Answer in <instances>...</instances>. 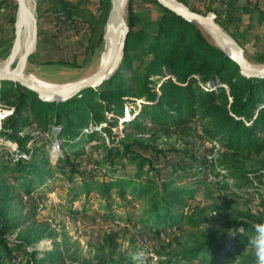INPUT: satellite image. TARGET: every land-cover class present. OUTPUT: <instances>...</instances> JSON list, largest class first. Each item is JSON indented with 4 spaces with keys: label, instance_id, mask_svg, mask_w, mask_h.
Here are the masks:
<instances>
[{
    "label": "trees",
    "instance_id": "trees-1",
    "mask_svg": "<svg viewBox=\"0 0 264 264\" xmlns=\"http://www.w3.org/2000/svg\"><path fill=\"white\" fill-rule=\"evenodd\" d=\"M55 1L65 17L73 19L69 0ZM148 1L160 8L155 17L139 16L128 0L119 64L99 85L81 88L65 100L46 101L18 82L0 79L9 87L0 94L9 106L0 125V264H131L130 256L116 251L114 233L95 245L91 258L80 260L65 253L64 230L36 219L37 195L49 185L57 187L54 169L67 181L65 198L71 207L83 195L80 210H85L95 196L104 217L117 210L127 221L156 232L177 228L180 247L151 264H217L226 258L257 264L249 238L256 234L255 225L264 223V214L213 206L217 214L209 216L208 205L187 201L200 184L211 180L206 170L214 183L228 175L235 188L264 189V76H243L237 63L207 41L194 22L157 0ZM98 2L103 8L109 0ZM258 61L264 63V52ZM119 118L124 126L117 131L113 127ZM192 123L200 124L210 142L218 141L220 167L213 158H190L158 169L143 152H159L150 138ZM137 132H150L148 142L135 136ZM52 140H59L61 147L53 158L44 148ZM82 155L93 163L89 171L79 167ZM223 189L217 193L223 200L235 193L225 185ZM32 194L36 196L29 202L24 200ZM209 221H219L222 228H209ZM240 228L244 233L232 235ZM45 237L53 246L35 248ZM15 252L21 254L19 259Z\"/></svg>",
    "mask_w": 264,
    "mask_h": 264
},
{
    "label": "rangeland",
    "instance_id": "rangeland-1",
    "mask_svg": "<svg viewBox=\"0 0 264 264\" xmlns=\"http://www.w3.org/2000/svg\"><path fill=\"white\" fill-rule=\"evenodd\" d=\"M176 1L191 10L210 14L217 24L220 22L221 28L230 35L233 33L236 36L235 38L231 35L238 43L240 42L243 56L250 65L264 64L258 61V55L264 52V0ZM127 2L128 0H125L122 6L125 19L128 13ZM131 2L134 12L139 16L155 17L159 13V6L152 1L131 0ZM28 6L34 21V45L30 49L29 56L26 57L23 75L35 76L53 85H64L89 75L98 67L101 54L105 49V19L110 3H105L103 9L101 7L103 11V20L100 25L101 40L97 41L96 48L90 51H87L86 47L84 48L82 45L67 43L68 35H75L82 27L76 26L71 21L64 23V20L60 22L57 19L56 11H59L58 7L60 6L58 2L55 0H28ZM16 9V0H0V65L10 55L15 37ZM192 22L207 41L222 49L213 32L205 24ZM221 23L225 25V28L221 26ZM58 59H62L64 62H58ZM16 63L17 57L11 61L9 71L15 68ZM219 84L226 87L222 80H219ZM3 87L9 88L8 84L0 83V94ZM8 110L9 106L6 100L0 99V125ZM123 126L124 124L119 118L117 126H114L113 129L120 131ZM149 133L137 132L134 135L141 136L144 142H148L146 137L149 136ZM154 136V138H150L149 142L159 152L153 153L151 150L143 152L151 157L156 167L161 171L168 169L173 162H187L190 158H194L196 162L202 159L210 161L213 158L215 165L220 167L216 159L219 154L215 153L219 149V143L218 141L210 142L205 138L199 123H192L189 128L169 134L156 132ZM7 145L8 148L14 147L11 143H7ZM59 147V140H52L51 144L44 146L52 158L61 149ZM79 158L82 159L79 166L81 169L89 171L90 168H93L92 161L87 160L86 155ZM126 169L130 170L131 166L127 165ZM261 170L264 172V168ZM52 174L53 182L57 184V187L51 188L49 185L48 191L37 195V199H40V201L37 200L40 207L37 209L36 219L48 221L54 230H64V236L68 237L63 246L67 256L80 260L91 258L95 245L100 243L108 233L115 234L116 251L130 256L131 264L159 262L180 247L175 241L179 232L174 226L168 227L165 231L156 232L151 228L142 227L136 220L127 221L117 210L115 215L104 217L103 210L98 206L99 201L95 196L89 198L91 205L87 206L85 210H80L83 195L74 200L72 207L69 206L65 198L66 179L55 169ZM206 174V179L211 180L209 183L205 182V185H199L194 197L187 201L188 205L195 203L208 205L209 216L217 214V210L213 206H218L223 210L225 206H228L240 212L251 210L257 215L264 214V189L253 191L247 187L235 188V180L228 175L214 183L212 174L207 170ZM224 185L227 190L235 193H228L229 195L224 196L223 200L222 196L217 193L218 190H224ZM34 196L36 194H32V197L23 196V198L29 202ZM74 209H77L78 212L72 211ZM207 226L214 230L222 228L219 221H209ZM12 235L13 233L10 236ZM177 238L179 239V237ZM51 246H53V241L48 237L34 244L37 249L50 248ZM15 253L18 254L17 259H19L21 254ZM67 262H70L69 259ZM70 263L77 264V262ZM212 264H216V262ZM217 264H235V262H230L229 258H226V261L223 259Z\"/></svg>",
    "mask_w": 264,
    "mask_h": 264
},
{
    "label": "water",
    "instance_id": "water-1",
    "mask_svg": "<svg viewBox=\"0 0 264 264\" xmlns=\"http://www.w3.org/2000/svg\"><path fill=\"white\" fill-rule=\"evenodd\" d=\"M125 0H109L110 6L106 15L105 24L110 31V42L105 49V56L101 59L98 67L89 75L76 79L58 87L47 88L37 85L28 76L19 75L10 71H0V79H7L13 82H18L21 85L29 88L37 93V96L46 101H61L70 97L81 88L86 86L99 85L115 70L119 64L121 54L123 51L125 36L128 30L125 18L122 12L123 2ZM159 4L181 16L189 21H196L205 24L210 30L217 34L220 38L224 39L231 45L234 52L229 55L239 67V73L245 77H262L264 76V64L260 66L250 65L243 56V49L240 44L223 28L214 21L212 16L208 13H200L191 10L183 4H174L167 0H157ZM122 27V34L119 35V29ZM31 52L29 50L25 54V59Z\"/></svg>",
    "mask_w": 264,
    "mask_h": 264
},
{
    "label": "bare ground",
    "instance_id": "bare-ground-1",
    "mask_svg": "<svg viewBox=\"0 0 264 264\" xmlns=\"http://www.w3.org/2000/svg\"><path fill=\"white\" fill-rule=\"evenodd\" d=\"M174 4H179L176 0H167ZM17 9H16V19L14 23V41L12 44V48L10 51V55L7 60L0 65V71H9L11 61L17 57V63L14 69H12L13 73H18L19 75H23L24 65H25V54L33 48L34 45V21L30 12V8L28 6V0H16ZM211 32H213L211 30ZM122 34V27L119 29V35ZM215 38L221 44V47L228 52L229 55H232L234 50L229 43H227L224 39L220 38L213 32ZM105 49L108 47L110 42V31L107 27H105ZM102 52L100 60L105 56L106 52ZM16 73V74H17ZM28 76L33 82L37 85L47 88L58 87L60 85H53L38 79L35 76L31 75H23ZM37 78V79H36ZM62 86V85H61Z\"/></svg>",
    "mask_w": 264,
    "mask_h": 264
},
{
    "label": "crops",
    "instance_id": "crops-1",
    "mask_svg": "<svg viewBox=\"0 0 264 264\" xmlns=\"http://www.w3.org/2000/svg\"><path fill=\"white\" fill-rule=\"evenodd\" d=\"M69 2L73 19L65 17L64 12L61 10L56 11V17L60 22L63 20L64 23L74 22L76 26L80 25L82 29L77 31L75 35H68L67 43L82 45L84 48L86 47L87 51L93 50L96 48L100 33L103 8L101 9L99 6L98 0H69Z\"/></svg>",
    "mask_w": 264,
    "mask_h": 264
},
{
    "label": "clouds",
    "instance_id": "clouds-1",
    "mask_svg": "<svg viewBox=\"0 0 264 264\" xmlns=\"http://www.w3.org/2000/svg\"><path fill=\"white\" fill-rule=\"evenodd\" d=\"M236 231L244 233V229L240 228L232 232V235L236 234ZM255 236L249 238V243L255 251L257 264H264V223L255 225Z\"/></svg>",
    "mask_w": 264,
    "mask_h": 264
},
{
    "label": "built area",
    "instance_id": "built-area-1",
    "mask_svg": "<svg viewBox=\"0 0 264 264\" xmlns=\"http://www.w3.org/2000/svg\"><path fill=\"white\" fill-rule=\"evenodd\" d=\"M210 179V178H209Z\"/></svg>",
    "mask_w": 264,
    "mask_h": 264
}]
</instances>
